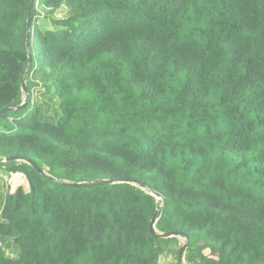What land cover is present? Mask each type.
Here are the masks:
<instances>
[{"label": "trees", "instance_id": "obj_1", "mask_svg": "<svg viewBox=\"0 0 264 264\" xmlns=\"http://www.w3.org/2000/svg\"><path fill=\"white\" fill-rule=\"evenodd\" d=\"M28 6L0 0V111ZM30 54L29 103L0 118V170L28 186L0 193V264H158L180 248L156 210L200 264L199 242L264 264V0H37Z\"/></svg>", "mask_w": 264, "mask_h": 264}, {"label": "water", "instance_id": "obj_2", "mask_svg": "<svg viewBox=\"0 0 264 264\" xmlns=\"http://www.w3.org/2000/svg\"><path fill=\"white\" fill-rule=\"evenodd\" d=\"M37 3V0H29V6L27 10V17H26V30H25V49L27 52V64L25 67V71L22 77L21 81V93H22V103L15 107V108H4L0 111V118L3 114L8 113V112H14L18 111L21 109H24L28 103H29V96L26 91V82L25 78L29 75V68L31 65V54H30V44H31V35H32V14H33V9L35 8V5ZM10 162H23L30 166L33 170H35L37 173H39L41 176H46L45 172L36 166L32 161H30L28 158H21V157H8L3 160V163H10ZM99 184H104V185H113V184H131V185H136L135 182L131 180H124V179H111V180H101L98 181ZM64 185L70 186V187H85L87 185L92 184V182H86V183H69V182H64ZM143 190V189H142ZM151 196H153L156 200H160L161 202H164V198L160 196L157 193L151 192ZM159 218V211L156 210L148 224V232L152 237H159L162 239H170V238H177L180 240H183V245L180 247L178 256H177V264H182V259L183 255L185 252V249L187 247L188 243V237L184 233L180 232H167V233H159L155 226Z\"/></svg>", "mask_w": 264, "mask_h": 264}, {"label": "rangeland", "instance_id": "obj_3", "mask_svg": "<svg viewBox=\"0 0 264 264\" xmlns=\"http://www.w3.org/2000/svg\"><path fill=\"white\" fill-rule=\"evenodd\" d=\"M68 10L65 7L59 8L53 16L48 18H44L43 12L40 11V18L38 25L42 30L52 29L51 19H63L67 16ZM19 187H22L25 191L28 190L27 183L25 181L24 176L18 175H8L6 173L1 172L0 170V193L10 194L14 193ZM183 245V240L178 239V248ZM198 249L202 250L205 258L208 260L207 264H214L221 259V251L217 250L213 252L211 248L204 247L202 242L198 243ZM177 256L174 253H166L163 254L158 264H177ZM182 264H200L196 259V256L191 252H184Z\"/></svg>", "mask_w": 264, "mask_h": 264}, {"label": "clouds", "instance_id": "obj_4", "mask_svg": "<svg viewBox=\"0 0 264 264\" xmlns=\"http://www.w3.org/2000/svg\"><path fill=\"white\" fill-rule=\"evenodd\" d=\"M36 5H37V3H36ZM36 5H35V6H36Z\"/></svg>", "mask_w": 264, "mask_h": 264}]
</instances>
